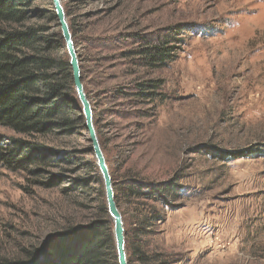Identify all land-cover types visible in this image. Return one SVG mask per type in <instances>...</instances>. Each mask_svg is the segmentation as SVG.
<instances>
[{
	"label": "rangeland",
	"instance_id": "1",
	"mask_svg": "<svg viewBox=\"0 0 264 264\" xmlns=\"http://www.w3.org/2000/svg\"><path fill=\"white\" fill-rule=\"evenodd\" d=\"M62 3L115 196L132 175L176 189L171 208L142 201L166 219L140 231L133 221L134 242L162 264H264V0ZM36 7L58 22L53 0ZM171 26L183 31L167 66L128 55L130 34ZM151 81L157 89L139 94L138 84ZM74 106L83 123L65 131L26 136L0 125L4 143L26 138L67 159L51 167L0 162V258H21L49 235L94 219L103 199L107 205L77 93ZM238 151L250 155L215 157ZM119 209L126 233L141 207L122 198ZM128 248L126 233L127 256Z\"/></svg>",
	"mask_w": 264,
	"mask_h": 264
},
{
	"label": "trees",
	"instance_id": "2",
	"mask_svg": "<svg viewBox=\"0 0 264 264\" xmlns=\"http://www.w3.org/2000/svg\"><path fill=\"white\" fill-rule=\"evenodd\" d=\"M37 1L42 0H0V125L26 136L47 135L55 129L65 131L83 123L84 119L74 106L73 70L60 24L55 22L52 10H38ZM182 31L171 26L157 34H130L133 46L127 53L148 67L167 66L178 56ZM157 87L152 81L141 82L138 93L148 95L146 91ZM151 93L149 96L155 91ZM249 155L238 151L220 153L215 157L226 160ZM65 160L66 156L57 157L53 149L36 141L13 137L8 143L0 140V162L11 166L24 167L36 163L51 167ZM58 178L55 181L54 178L49 179L45 185L58 184ZM115 188L119 205L120 199L125 198L141 207L142 212L137 218L126 220L128 227L133 221L138 224L134 227L138 231L152 222L166 219L164 215L157 214L155 206L142 201L171 208L177 199L171 181L153 184L132 175L116 184ZM102 203L96 217L88 223L69 227L65 233L53 234L39 249H29L21 258L10 260L2 257L0 264H119L113 220L105 199ZM130 227L126 229L129 263L162 264L157 254H149L139 248Z\"/></svg>",
	"mask_w": 264,
	"mask_h": 264
},
{
	"label": "water",
	"instance_id": "3",
	"mask_svg": "<svg viewBox=\"0 0 264 264\" xmlns=\"http://www.w3.org/2000/svg\"><path fill=\"white\" fill-rule=\"evenodd\" d=\"M53 6L56 13V17L58 18V22L60 24L67 52L70 57V64L73 70L74 87L83 107L85 125L89 133V139L92 144V150L94 152V156L96 158V162L104 183L108 212L114 224L113 234L118 255V262L119 264H130L127 256L126 233L123 215L119 209V205L116 200L114 182L112 180V176L110 174L109 167L107 165L106 158L94 125L95 123L93 108L83 84L79 56L73 39V34L68 22V18L62 0H53ZM52 236L53 235H49L45 239V241L51 238Z\"/></svg>",
	"mask_w": 264,
	"mask_h": 264
}]
</instances>
